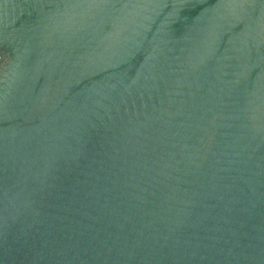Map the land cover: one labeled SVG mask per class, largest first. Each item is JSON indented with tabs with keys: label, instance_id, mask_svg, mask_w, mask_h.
<instances>
[{
	"label": "water",
	"instance_id": "obj_1",
	"mask_svg": "<svg viewBox=\"0 0 264 264\" xmlns=\"http://www.w3.org/2000/svg\"><path fill=\"white\" fill-rule=\"evenodd\" d=\"M0 264H264V0H0Z\"/></svg>",
	"mask_w": 264,
	"mask_h": 264
}]
</instances>
